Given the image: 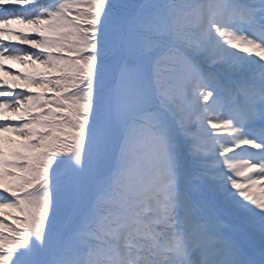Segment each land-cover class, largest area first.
<instances>
[{
	"label": "snow or ice",
	"instance_id": "6c2138e0",
	"mask_svg": "<svg viewBox=\"0 0 264 264\" xmlns=\"http://www.w3.org/2000/svg\"><path fill=\"white\" fill-rule=\"evenodd\" d=\"M0 72V264H264V0H0Z\"/></svg>",
	"mask_w": 264,
	"mask_h": 264
},
{
	"label": "bare ground",
	"instance_id": "6f19581e",
	"mask_svg": "<svg viewBox=\"0 0 264 264\" xmlns=\"http://www.w3.org/2000/svg\"><path fill=\"white\" fill-rule=\"evenodd\" d=\"M13 40L15 38H12ZM6 64H9V65H12V66H16L18 70H23L26 65H23V64H20L19 62H15V61H7ZM4 78H6L7 80L9 81H12L13 80V77L12 76H9L7 75L6 73L4 72H0ZM37 90V89H36ZM13 115H16L15 113L12 112ZM6 135H10V134H6ZM13 138H16V137H13Z\"/></svg>",
	"mask_w": 264,
	"mask_h": 264
},
{
	"label": "rangeland",
	"instance_id": "374dc122",
	"mask_svg": "<svg viewBox=\"0 0 264 264\" xmlns=\"http://www.w3.org/2000/svg\"><path fill=\"white\" fill-rule=\"evenodd\" d=\"M11 67H12L13 69H17L16 66H12V65H11ZM17 70H18V69H17ZM17 83H19V84H23V81L18 80ZM6 114H7L8 116H15V115L12 114V112H7ZM13 139H18V137L13 138Z\"/></svg>",
	"mask_w": 264,
	"mask_h": 264
}]
</instances>
